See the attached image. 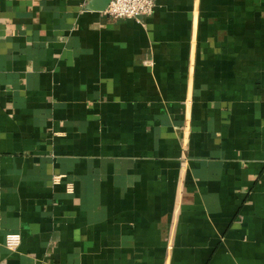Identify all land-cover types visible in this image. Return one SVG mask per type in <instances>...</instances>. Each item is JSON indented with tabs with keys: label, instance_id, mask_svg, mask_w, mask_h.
<instances>
[{
	"label": "crops",
	"instance_id": "0c3cea01",
	"mask_svg": "<svg viewBox=\"0 0 264 264\" xmlns=\"http://www.w3.org/2000/svg\"><path fill=\"white\" fill-rule=\"evenodd\" d=\"M89 1L0 0V264H264V0Z\"/></svg>",
	"mask_w": 264,
	"mask_h": 264
},
{
	"label": "built area",
	"instance_id": "2783aa9c",
	"mask_svg": "<svg viewBox=\"0 0 264 264\" xmlns=\"http://www.w3.org/2000/svg\"><path fill=\"white\" fill-rule=\"evenodd\" d=\"M155 0H110L107 8L102 11L114 20L140 18L153 13ZM59 177L55 176L54 181ZM21 241L20 234L10 233L5 236V245L10 250H15Z\"/></svg>",
	"mask_w": 264,
	"mask_h": 264
},
{
	"label": "water",
	"instance_id": "95a60500",
	"mask_svg": "<svg viewBox=\"0 0 264 264\" xmlns=\"http://www.w3.org/2000/svg\"><path fill=\"white\" fill-rule=\"evenodd\" d=\"M110 0H90L88 8L90 10H96V11H104Z\"/></svg>",
	"mask_w": 264,
	"mask_h": 264
}]
</instances>
